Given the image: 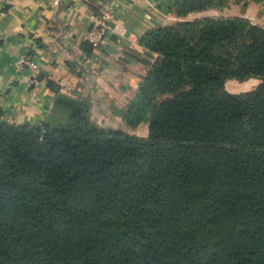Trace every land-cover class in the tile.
Wrapping results in <instances>:
<instances>
[{"label":"trees","instance_id":"16d2710c","mask_svg":"<svg viewBox=\"0 0 264 264\" xmlns=\"http://www.w3.org/2000/svg\"><path fill=\"white\" fill-rule=\"evenodd\" d=\"M229 1L174 0L141 36L157 56L118 114L145 137L49 78L42 124L0 118V264H264V25L188 18Z\"/></svg>","mask_w":264,"mask_h":264},{"label":"crops","instance_id":"0c3cea01","mask_svg":"<svg viewBox=\"0 0 264 264\" xmlns=\"http://www.w3.org/2000/svg\"><path fill=\"white\" fill-rule=\"evenodd\" d=\"M102 2L0 0L1 119L30 126L42 124L53 104V94L46 85L49 78L61 92L85 98L98 125L114 124L123 130L125 123L118 110L134 97L157 56L142 46L140 38L178 18L171 12L174 0H123L110 24L106 45L87 54L81 44L87 40L92 16ZM21 55L36 62L37 74L16 64Z\"/></svg>","mask_w":264,"mask_h":264},{"label":"rangeland","instance_id":"374dc122","mask_svg":"<svg viewBox=\"0 0 264 264\" xmlns=\"http://www.w3.org/2000/svg\"><path fill=\"white\" fill-rule=\"evenodd\" d=\"M203 14H204L203 16L197 15L198 17L197 16L196 17L197 18H199V16L200 17H241V18L250 20L252 23L264 25V6L263 4L260 2H253L250 0L242 1L238 3L235 2L234 0H230L225 7L220 8V9L209 10ZM196 17L189 18V15H188L189 19H195ZM256 80L258 79L251 78L247 81L241 82L235 79H230L226 82V89L230 92H235V93L247 91L256 85ZM139 125L140 126L137 125L136 127H129L125 125V127L123 128V131H125L129 135L145 137L147 135V124L142 122ZM100 127L106 130H110V129L119 130V128H115L114 124H110L109 126L106 125L105 127L103 126H100Z\"/></svg>","mask_w":264,"mask_h":264},{"label":"built area","instance_id":"2783aa9c","mask_svg":"<svg viewBox=\"0 0 264 264\" xmlns=\"http://www.w3.org/2000/svg\"><path fill=\"white\" fill-rule=\"evenodd\" d=\"M57 2V0H55ZM123 0H103L99 9L93 14V22L87 32V41L91 44L93 49L100 48L106 45L109 36V28L116 9ZM18 66H25L29 68L33 74H37L38 65L26 55H21L16 59Z\"/></svg>","mask_w":264,"mask_h":264}]
</instances>
